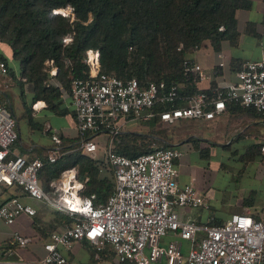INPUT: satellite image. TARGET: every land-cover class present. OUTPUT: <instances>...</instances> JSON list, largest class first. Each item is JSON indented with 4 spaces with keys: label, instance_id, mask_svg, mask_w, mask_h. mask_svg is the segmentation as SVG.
Returning a JSON list of instances; mask_svg holds the SVG:
<instances>
[{
    "label": "built area",
    "instance_id": "obj_1",
    "mask_svg": "<svg viewBox=\"0 0 264 264\" xmlns=\"http://www.w3.org/2000/svg\"><path fill=\"white\" fill-rule=\"evenodd\" d=\"M66 9L53 12L74 20L73 8L68 13ZM71 40V36L65 38L66 43ZM84 62L89 67L87 76L73 77L71 85L78 131L82 136L91 133L79 144L94 157L99 148L95 136L109 133L106 163L114 173V191L105 204L95 206V196L82 197L79 192L84 184L76 182L72 173L64 172L62 180L69 178L68 185L53 180L50 184L55 195L47 194L39 179L44 160L14 153L12 146L19 139L18 120L10 106L0 104V186L19 187L25 196L76 218L51 234L44 244L47 254L43 259L7 263L68 264L61 249L87 241L94 246L97 259L109 251L116 264H264V221L249 212L234 213L221 225L210 224L216 220L214 214L205 225L181 218L179 210L185 208L211 211L210 201L193 183L181 185L177 179L176 161L183 155L181 150L158 148L133 158L115 151L116 137L126 132L127 126L148 123L156 117L166 125L181 120L210 121L224 115L233 101L264 114V54L258 60L243 62L236 73L237 81L194 95L182 91L181 84L175 82L142 84L136 77L123 80L103 73L98 49H88ZM47 64L53 66L50 73L55 75L58 68L53 61ZM184 72L197 85L206 78L203 67L192 57L185 61ZM0 83L4 90L14 85L8 63L2 58ZM52 140L46 159L56 162L63 156L64 147L57 134ZM261 144L264 155V141ZM36 213V208L20 196L0 203V219L7 224L14 223L21 214ZM200 232L205 234L200 236ZM169 235L176 238L165 242ZM32 241L14 232L2 251L9 256ZM183 241L190 242L187 252Z\"/></svg>",
    "mask_w": 264,
    "mask_h": 264
},
{
    "label": "trees",
    "instance_id": "obj_2",
    "mask_svg": "<svg viewBox=\"0 0 264 264\" xmlns=\"http://www.w3.org/2000/svg\"><path fill=\"white\" fill-rule=\"evenodd\" d=\"M251 6V0H0V58L8 63L14 83L20 88L22 111L14 112L17 120L20 125L43 131L46 121L36 119L33 110V104L40 100L46 102L49 114L69 113L76 120L71 103L72 79L87 76L89 67L84 59L88 49L100 51L103 73L123 80L136 77L142 84L179 83L182 91L190 95L209 92L214 87L203 89L192 76L185 75L184 63L202 48L219 52L224 42L236 43L239 38L237 12ZM68 7L73 8L74 20L53 12ZM221 26L225 29L220 30ZM68 36L72 40L66 43ZM4 48L9 50L10 57ZM10 58L18 63L21 79H17ZM48 61H53L58 68L55 75L50 73ZM241 65L239 63L236 69ZM0 104L9 106L6 93H0ZM226 113L232 117L247 115L264 119L263 113L235 101L228 103ZM185 121L189 120L180 122ZM161 123L159 117L148 122L149 134L120 133L116 137L115 151L133 158L158 148L173 147L172 142L183 132L171 127L158 128ZM19 131L21 133L23 127ZM90 137L91 133L82 136L79 131L76 138L62 136L63 156L56 162L42 158L44 166L39 171V179L47 194L55 195L51 181L75 169L76 179L84 184L79 194L82 197L94 195L95 206L107 202L115 188L114 173L107 163L102 167L98 160L84 152L79 142ZM196 141L192 137L186 143H192L203 158L209 159L210 150ZM261 145L251 143L238 159L244 164L263 160ZM253 196L251 193L245 199L246 206ZM56 214L64 226L76 221L64 212L56 211ZM224 222L216 218L210 224ZM106 255L115 258L109 251L103 252V257Z\"/></svg>",
    "mask_w": 264,
    "mask_h": 264
},
{
    "label": "crops",
    "instance_id": "obj_3",
    "mask_svg": "<svg viewBox=\"0 0 264 264\" xmlns=\"http://www.w3.org/2000/svg\"><path fill=\"white\" fill-rule=\"evenodd\" d=\"M251 2L252 6L250 9H241L237 12L239 38L236 43H230L228 41L224 42L222 50L219 52H215L214 50L209 48H202L196 51H205L207 55L209 53L210 55L211 53H216L218 55L217 58L209 55V58H201V61L193 58L197 63L201 64L204 70V74L206 75V78L200 83L201 88L209 89L211 87L224 86L228 83L237 81L236 73L239 69L236 68L238 64L250 60H258L264 54V0H251ZM4 51L6 55L10 57L9 50L4 48ZM10 62L17 72V79H21L18 63L11 58ZM220 63H224L221 68L219 67ZM26 87L29 88L28 85H26ZM0 93H6L8 104L14 112L18 114L22 111L20 88L18 85H16V83H14L12 88H10L9 90H4L2 84L0 83ZM46 105V102L43 100L37 101L33 104L35 118L39 119L40 121H46L43 131L38 129H30L26 124L20 125L18 121L19 139L12 148L14 153L21 154L28 158H46L47 151L53 146L52 136L54 134H57L61 138V140L62 136L67 139L77 137L78 127L75 117L69 113L66 115H51L49 114L48 110H46ZM218 119H228L229 121L233 120L232 122L234 123H237V121H243L247 123L241 130H237L235 128L237 125L235 124L234 129H236V137L233 136L234 138H229L226 143H224L223 140L225 141V135L228 134L227 130L215 135L214 140L222 141L223 148H225L226 150H228L227 146L230 143L231 146L229 147V150L232 149V142H246L245 140L246 138H248V130H250L252 124H256V122L258 121L264 122V119H258L247 115L232 117L228 113H225L221 117L210 121H216ZM262 122H259L257 124H262ZM20 127H23V131L21 133L19 131ZM256 139L257 140L252 141V143H262L264 141V139L259 140L257 136ZM187 141L188 140H184L183 143L181 141V144L177 146L179 147V150L183 152L181 146L188 144L187 151L198 153L194 149L193 144L186 143ZM211 143L214 142L211 141ZM202 147L210 150V156H212L213 154L219 156V149L210 148L209 146ZM237 149L238 148H233V151L231 153L241 154L245 150L244 149L243 151L239 152ZM198 155L203 158L199 153ZM221 157H223L224 159L225 157L230 158L228 154ZM192 159L193 156L191 158L190 156H186L183 152V155L176 161L177 171L180 166H185V164H187V161H191ZM258 161L263 163L264 159ZM256 162L250 163V165H253ZM65 172L72 173V176H76L75 170H67ZM62 178L57 179L56 181H61ZM178 181L181 185L187 183L194 184L196 183V172L194 170H190L187 177H180ZM76 182L79 181L76 180ZM195 187H197V185H195ZM197 189L202 191L199 187H197ZM251 193H253L254 195L253 199H251L249 205L246 206L245 199L248 198ZM204 194L211 203V211H205L202 208L181 209L179 210V213L183 220L194 221L198 224L205 225L210 214H214L218 220L226 221L234 213L249 212L252 216H256L264 221V207L260 208L255 205L256 203L254 202V198L256 196V191L254 190H252L250 194L241 202V205L231 206V210L225 213L219 212L218 209L215 208L212 200L206 195V193ZM12 196L22 197L26 203H29L36 208L37 213L35 216L21 214L12 224H7L3 219H0V264H9L7 262H13L19 259H23L25 261L43 259L47 254L44 248L45 242L49 241L52 233L58 232L64 227V225H62L57 218V210L42 201H38L25 196V193L19 187L4 186L0 188V203ZM14 232H19L24 236L30 237L33 239V241L27 247L16 248L13 254L9 256L4 255V251H2V248L5 246ZM204 234L205 232L199 233L200 236H203ZM175 238L176 237L174 235H169L165 238V242H168ZM183 244L184 250L185 252H187L190 247V242L183 241ZM93 251L94 246L87 241L76 242L70 249H61V252L68 261V264H116L115 259H111L108 256L109 254L106 255V257H103L102 255L100 259H97L96 257H93Z\"/></svg>",
    "mask_w": 264,
    "mask_h": 264
},
{
    "label": "rangeland",
    "instance_id": "obj_4",
    "mask_svg": "<svg viewBox=\"0 0 264 264\" xmlns=\"http://www.w3.org/2000/svg\"><path fill=\"white\" fill-rule=\"evenodd\" d=\"M68 8L66 9L68 10L66 13L70 10V7ZM209 55L210 53L207 55L205 51H199L195 52L190 57L201 61V58H209ZM210 56L217 58L218 55L216 53H211ZM50 66L52 70L53 66ZM232 121H229L228 119H218L216 121L189 120L184 123L179 122L174 125L161 123L162 125L160 124L158 126V128L171 127L177 131L181 130L183 132L181 135L176 137L174 142H172L174 145L181 143V139L184 141L190 140L193 137L194 139H197L196 142H198L201 146H209L210 148L219 149V156L213 154L209 159H203L198 155V153L187 151L188 144L181 146L184 154L186 156H190L191 158L193 156V159L191 161L188 160L185 166H180L178 168L177 179L180 177H187L190 170H194L196 172V183L194 184L206 193L219 212L224 213L229 212L231 210V206L241 205V202L250 194L252 190L256 191V196L254 198V202L256 203L255 205L260 208L264 207V162L262 163L258 161L253 165L244 164L238 159L239 154L237 155V153H231L233 148H238L237 150L239 152L243 151L252 143V141L257 140L256 136L259 140H263L264 122L258 121L256 124L259 122H262V124H252L250 130H248V138H246V142H232V149L226 150L223 148V142L226 143L229 138L236 137V129L241 130L247 124L243 121H237V123ZM235 124L237 125L235 127L236 129H234ZM125 130L149 134L150 126L148 123L130 124V126H127ZM225 130L228 132V134L225 135V141L223 140L222 142L214 140L217 133H222ZM152 136L156 139L160 138L159 136ZM108 138L109 133L105 132L98 134L94 138V141L99 147L94 155V158L98 160L102 167L106 164ZM211 141L214 143H211ZM229 145L231 146V143ZM227 154L230 158L225 157L224 159L221 157L226 156ZM104 174L108 175L106 171ZM2 187H4V185L0 186V188ZM202 191L200 192L203 193Z\"/></svg>",
    "mask_w": 264,
    "mask_h": 264
},
{
    "label": "bare ground",
    "instance_id": "obj_5",
    "mask_svg": "<svg viewBox=\"0 0 264 264\" xmlns=\"http://www.w3.org/2000/svg\"><path fill=\"white\" fill-rule=\"evenodd\" d=\"M64 185H68V182H69V178H64L62 181H61ZM65 185V186H66Z\"/></svg>",
    "mask_w": 264,
    "mask_h": 264
},
{
    "label": "water",
    "instance_id": "obj_6",
    "mask_svg": "<svg viewBox=\"0 0 264 264\" xmlns=\"http://www.w3.org/2000/svg\"><path fill=\"white\" fill-rule=\"evenodd\" d=\"M183 143V142H182ZM181 143H179V144H171L173 147H177L178 145H180Z\"/></svg>",
    "mask_w": 264,
    "mask_h": 264
}]
</instances>
